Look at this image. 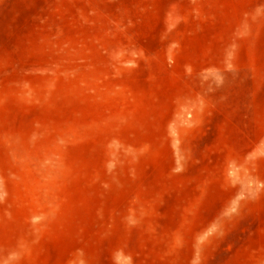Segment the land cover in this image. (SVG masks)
<instances>
[{
    "label": "rangeland",
    "instance_id": "374dc122",
    "mask_svg": "<svg viewBox=\"0 0 264 264\" xmlns=\"http://www.w3.org/2000/svg\"><path fill=\"white\" fill-rule=\"evenodd\" d=\"M0 264H264V0H0Z\"/></svg>",
    "mask_w": 264,
    "mask_h": 264
}]
</instances>
